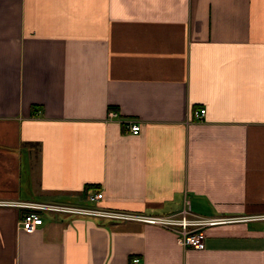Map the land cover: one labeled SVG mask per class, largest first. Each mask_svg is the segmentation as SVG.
<instances>
[{
    "label": "crops",
    "instance_id": "obj_1",
    "mask_svg": "<svg viewBox=\"0 0 264 264\" xmlns=\"http://www.w3.org/2000/svg\"><path fill=\"white\" fill-rule=\"evenodd\" d=\"M93 189L133 212L264 215V0H0V200ZM25 209L0 204V264H264V218L194 248L47 210L27 231Z\"/></svg>",
    "mask_w": 264,
    "mask_h": 264
},
{
    "label": "built area",
    "instance_id": "obj_2",
    "mask_svg": "<svg viewBox=\"0 0 264 264\" xmlns=\"http://www.w3.org/2000/svg\"><path fill=\"white\" fill-rule=\"evenodd\" d=\"M204 108L194 110L196 119H200L204 114ZM109 115L113 114L109 110ZM140 125L137 122L128 124V131L138 133ZM103 197L101 189H93L87 192L84 203H65V202H39V201H13L0 200V204H14L31 210L23 213L20 223L21 227L31 231L37 224L42 222L39 210L73 213L81 215L96 216L114 220H135L144 223L161 226L176 233V240L180 245L194 248H202L204 245L205 229L209 226L228 223L245 222L257 218H264V215L239 214L228 216H202L190 211L188 200H184L180 210L166 214L133 212L119 208L101 206L99 200ZM131 264H141L139 257L131 258Z\"/></svg>",
    "mask_w": 264,
    "mask_h": 264
},
{
    "label": "trees",
    "instance_id": "obj_3",
    "mask_svg": "<svg viewBox=\"0 0 264 264\" xmlns=\"http://www.w3.org/2000/svg\"><path fill=\"white\" fill-rule=\"evenodd\" d=\"M25 210H26V211H29V210H31V209H30V208H26ZM26 211H25V212H26Z\"/></svg>",
    "mask_w": 264,
    "mask_h": 264
}]
</instances>
